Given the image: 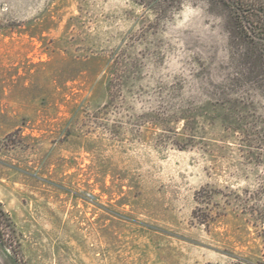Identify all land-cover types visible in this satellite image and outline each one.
I'll return each instance as SVG.
<instances>
[{
    "label": "rangeland",
    "instance_id": "obj_1",
    "mask_svg": "<svg viewBox=\"0 0 264 264\" xmlns=\"http://www.w3.org/2000/svg\"><path fill=\"white\" fill-rule=\"evenodd\" d=\"M247 8L0 0V264H264Z\"/></svg>",
    "mask_w": 264,
    "mask_h": 264
},
{
    "label": "trees",
    "instance_id": "obj_2",
    "mask_svg": "<svg viewBox=\"0 0 264 264\" xmlns=\"http://www.w3.org/2000/svg\"><path fill=\"white\" fill-rule=\"evenodd\" d=\"M214 1H218V2H222V3L227 4L232 10L235 11L237 18L243 22L244 27L249 29L248 17L246 15V11L249 10V8H247L248 0H214ZM250 6H252V5H250ZM204 220L206 221L207 219H204ZM202 222H203V220H202ZM260 222L264 226V216L260 217ZM0 238H3L1 232H0Z\"/></svg>",
    "mask_w": 264,
    "mask_h": 264
}]
</instances>
